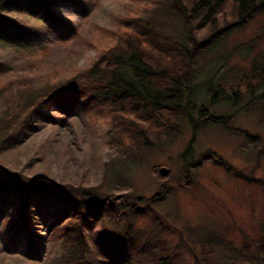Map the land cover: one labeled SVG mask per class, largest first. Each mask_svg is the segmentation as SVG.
Segmentation results:
<instances>
[{
    "label": "rangeland",
    "instance_id": "1",
    "mask_svg": "<svg viewBox=\"0 0 264 264\" xmlns=\"http://www.w3.org/2000/svg\"><path fill=\"white\" fill-rule=\"evenodd\" d=\"M46 1H50V10L60 17L61 24L76 22V4ZM184 1L190 4L194 0ZM130 5V9H143L133 0H110L98 7L72 41L52 47L41 61L31 62L32 71L40 70L34 75L53 76L52 81H57L90 67L98 54L109 47L116 21ZM162 8L158 13H146L160 42H167L168 38V42H182L191 49L215 29L192 27L172 12L163 15ZM3 15L10 25L12 19H17L26 26L47 28L50 38L59 33L54 20L30 21L28 16L6 12ZM225 17H218L217 27L237 21L228 14ZM3 28L6 32H0V60L10 61L17 77L27 74L24 70L31 77L33 72L24 64L30 53L11 47L22 39L17 40L12 28ZM263 32L264 12L260 11L243 24L220 33L222 39L198 52L197 63L189 70L190 90L182 102L187 110L171 139L166 133L165 140L150 138L147 149L131 158L109 145L111 139L106 136L105 125L91 129L80 116L64 125L41 124L36 129H25L17 145L0 148V180L44 182L89 198L99 194L100 200L120 198V205L130 203L129 208L135 210L121 209L122 216L104 218L100 226H92V222L90 229H82L91 255L100 251L95 243L99 236L105 250L128 254L131 264H150L148 257L166 248L175 251L171 264H199L193 250L198 254L200 236L212 231L223 238L227 247H259L258 258L264 264V87L236 97L235 106L218 105L205 97L209 80L214 85H224L249 72L251 61L262 51L260 40L255 38ZM202 107L208 110L203 115ZM31 110L23 113L10 129L11 135L21 128L22 121L31 125ZM216 118L221 119L214 122ZM6 133L0 130V141ZM163 167L169 170L166 176L160 174ZM133 217L131 248L123 250L124 224ZM159 217L162 225L156 219ZM30 219L32 232H47L48 220L44 222L35 213ZM23 260L22 253L0 251V264H22Z\"/></svg>",
    "mask_w": 264,
    "mask_h": 264
},
{
    "label": "trees",
    "instance_id": "2",
    "mask_svg": "<svg viewBox=\"0 0 264 264\" xmlns=\"http://www.w3.org/2000/svg\"><path fill=\"white\" fill-rule=\"evenodd\" d=\"M66 1L76 4V22L61 24L60 17L50 10V1L0 0V32L5 34L4 25L7 30L12 28L17 40L22 39L11 47L30 53L28 62L24 63L30 71L31 62L41 61L52 47L72 41L83 22L110 0ZM133 3L142 4L143 9L125 7L124 15L116 21V31L108 40L109 47L98 54L90 67L66 79L52 81L53 76L34 75L40 70L32 71L31 77H27L28 72L24 70L27 74L17 77L11 62L0 60V130L7 132L0 141V148L17 145L25 129H36L46 123L64 125L77 116L94 130L97 125H105L106 136L113 140L109 145L131 158L141 149H147L150 138L161 140L166 133L168 140L171 139L170 136L178 132L187 110L182 102L190 90L189 70L197 63L198 52L206 51L215 40L222 39L220 33L243 24L255 13L264 12V0H194L190 4L184 0H133ZM161 7H164L163 15L172 12L192 27L213 26L215 29L191 49L182 42H168L167 37V42H160L146 13L151 10L158 13ZM5 12L28 16L30 21L54 20L59 33L50 38L47 28L26 26L17 19H12V25L7 24ZM226 14L237 21L217 27L218 17L226 18ZM257 39L262 51L251 61L249 72L224 85H214L209 80L205 97L218 105L235 106L236 97L253 94L264 87V32L255 41ZM28 109H32L29 113L31 125L22 121L21 128L11 135L10 129ZM205 112L208 110L202 107L200 114ZM219 119L213 120L219 122ZM80 193L44 182L25 184L18 180H0V251L22 253V264H131L128 254L117 255L105 250L99 236L95 243L100 251L91 255L82 229H90L92 222V226H100L104 218L120 217L121 209L134 208H129L130 203L120 205V198H109L108 202L100 200L99 194L89 198ZM73 195H76L75 200L70 198ZM156 199L154 196L153 200ZM33 213L44 218V222L49 221L45 234L32 232L30 218ZM156 219L162 225L160 217ZM132 221L134 217L124 224L123 250L131 248ZM199 244L201 251L197 254L193 250L199 264H263L258 258L259 247L252 249L243 245L241 250L227 247L223 238L212 231H205ZM174 255L173 249L166 248L148 257L149 263L171 264Z\"/></svg>",
    "mask_w": 264,
    "mask_h": 264
},
{
    "label": "water",
    "instance_id": "3",
    "mask_svg": "<svg viewBox=\"0 0 264 264\" xmlns=\"http://www.w3.org/2000/svg\"><path fill=\"white\" fill-rule=\"evenodd\" d=\"M159 171H160V174H161L162 176H166V175L168 174V171H169V170L163 167V168H160Z\"/></svg>",
    "mask_w": 264,
    "mask_h": 264
}]
</instances>
